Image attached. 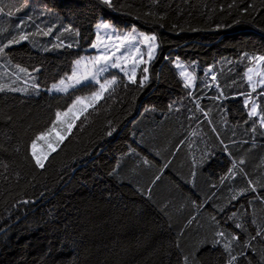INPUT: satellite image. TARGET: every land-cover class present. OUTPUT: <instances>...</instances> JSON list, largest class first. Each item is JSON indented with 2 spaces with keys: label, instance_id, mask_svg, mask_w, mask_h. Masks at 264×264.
Returning <instances> with one entry per match:
<instances>
[{
  "label": "trees",
  "instance_id": "16d2710c",
  "mask_svg": "<svg viewBox=\"0 0 264 264\" xmlns=\"http://www.w3.org/2000/svg\"><path fill=\"white\" fill-rule=\"evenodd\" d=\"M0 10V264H264V82L253 92L247 79L264 56V0H0ZM100 19L157 34L150 78L120 77L39 168L32 141L96 85L46 88L72 71Z\"/></svg>",
  "mask_w": 264,
  "mask_h": 264
},
{
  "label": "rangeland",
  "instance_id": "374dc122",
  "mask_svg": "<svg viewBox=\"0 0 264 264\" xmlns=\"http://www.w3.org/2000/svg\"><path fill=\"white\" fill-rule=\"evenodd\" d=\"M100 24H107L109 27L107 29L97 28V25ZM95 33V40L75 61L72 71L46 88V90L50 93H62L50 91L51 86L53 84L59 83L60 80H65V85L74 83L75 79L72 81L67 79L68 77L72 76L74 70L76 71V78H81L82 80V83L77 85L75 88L88 83L96 85V89L93 93L80 96V98H82L81 101L76 103L75 107H73L70 112L67 111V109L59 111L61 113H66V115H62L59 121L55 120V125L43 132L48 133L43 137V139H35V152L42 158L45 156L48 158L52 153V151H50L49 145L55 147L56 149L58 148L61 143V141L58 139V135L63 136L65 139L66 133L68 132V126H73V120L79 118L85 110H88L89 107L98 100L93 94L100 93L102 96L103 93L113 85L106 86L105 90L101 92L99 84H104L105 81H111L114 77L116 82L122 76H125L130 80H134L138 77V74L144 72L143 70L145 68H147V72H144L145 74H143L141 77L145 81L150 78V65L152 61L158 57L160 50V43L157 34L147 33L137 26L132 28L119 27L105 19H100L96 23ZM141 33L147 36H155V41L151 42V44H154V47H150L149 43H145L142 40V37L140 36ZM98 56H107L109 58L107 64H105V61L101 60L99 65L93 67V61ZM261 56L262 55H257L255 58ZM255 58L253 59L251 67L247 71V79L253 92L262 86L264 82V60H258ZM77 61H81V64L77 65ZM111 64H117L118 67H111ZM175 64L185 83L190 87H194L196 83V74L193 68L180 60L176 61ZM101 65L106 66L107 71L97 77L99 83H97V80H91L89 82L82 79L84 76L91 77L96 68ZM249 77H251V79H249ZM75 88L70 87L69 91ZM245 103L247 104L251 115L259 114L256 97H246ZM253 107L256 108V112L254 114L252 112ZM31 150L33 149L31 148Z\"/></svg>",
  "mask_w": 264,
  "mask_h": 264
},
{
  "label": "snow or ice",
  "instance_id": "6c2138e0",
  "mask_svg": "<svg viewBox=\"0 0 264 264\" xmlns=\"http://www.w3.org/2000/svg\"><path fill=\"white\" fill-rule=\"evenodd\" d=\"M104 2H105L106 4H110V3H111V0H104ZM0 12H2V10H0ZM8 14L10 15L11 13H8ZM108 27H109V25H107V24H100V25H97V28H105V29H107ZM133 31H135V30H133ZM140 36L142 37V40H143L145 43H149V44H150V47H154V44H151V42H154L155 39H156L154 35H153V36H147V35H144L143 33H141ZM25 38H26V37H23V36L21 37V39H25ZM16 42H18V41H16ZM10 43H11V42H10ZM0 51H3V49H0ZM150 58H151V57H150ZM108 59H109V58H108L107 56H98V57H96V58L94 59V61H93V67H95L96 65H99L101 60L105 61V64H107ZM255 59H258V60H264V56L257 57V58H255ZM76 63H77V65H80V64H81V61H77ZM110 66H111V67H118L117 64H111ZM21 70L23 71V69H21ZM105 71H107V67L101 65V66H99L98 68H96L95 72L92 74L91 77L84 76L82 79H83L84 81H89V82H90L91 80H97V83H99L97 77H98L100 74L104 73ZM143 71L146 73V72H147V68H145ZM182 75H183V73H182ZM145 78H146V77H145ZM67 79H68L69 81H72L73 79H75V82H74V83H71V84H69V85H65V80H60L59 83L53 84V85L51 86L50 91L67 93V92L69 91V88H70V87H71V88H75L77 85H80V84L82 83L81 78H76V71H75V70L73 71L72 76H71V77H68ZM249 79H251V77H249ZM114 83H115V77H114L113 80H111V81H105L104 84H99V87H100V89H101V92H102L103 90H105L106 86H110V85H112V84H114ZM36 87H39V86L37 85ZM3 90H4V88H3V87H0V91H3ZM13 90H17V89H13ZM93 95H94L97 99L101 98V94H100V93H94ZM81 99H82V98H80V97H76L75 100L73 101V104H72L71 106H69V108L67 109V111L70 112V111L72 110V108L75 107V104L78 103V102H80ZM252 112H253V114L256 112V108H255V107H253ZM62 115H66V113L56 112V114H55V116H56V120L59 121ZM262 119H264V118H262ZM54 125H55V122H53V126H54ZM71 127H72L71 125L68 126V130H69V132L71 131ZM47 134H48V133H41L40 135H38V136L36 137V140L43 139V137H44L45 135H47ZM57 135H58V134H57ZM58 139L62 142L63 139H64V137L58 135ZM36 140H33V141H32V145H31V147H32L33 150H32V152H31V155H32V157L34 158V162H35V164H36L39 168H44V167H45L44 160H45L47 157L45 156V157L42 158L41 156H39V155L36 154V152H35V148H36ZM49 148H50V151H52V152H55V151H56V148H55V147H52L51 145H49ZM157 179H158V177H157ZM221 235H223V234L221 233ZM186 259H187V258H185V260H186ZM232 259L234 260L235 257H233ZM229 264H232V261H229Z\"/></svg>",
  "mask_w": 264,
  "mask_h": 264
}]
</instances>
